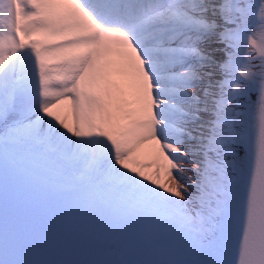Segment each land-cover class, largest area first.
I'll use <instances>...</instances> for the list:
<instances>
[{
    "label": "snow or ice",
    "instance_id": "obj_1",
    "mask_svg": "<svg viewBox=\"0 0 264 264\" xmlns=\"http://www.w3.org/2000/svg\"><path fill=\"white\" fill-rule=\"evenodd\" d=\"M0 264H264V0H0Z\"/></svg>",
    "mask_w": 264,
    "mask_h": 264
},
{
    "label": "rangeland",
    "instance_id": "obj_2",
    "mask_svg": "<svg viewBox=\"0 0 264 264\" xmlns=\"http://www.w3.org/2000/svg\"><path fill=\"white\" fill-rule=\"evenodd\" d=\"M248 2H253L254 3L255 0H248ZM254 97H255V95L252 94V99H255ZM243 102L244 101L242 100L241 103H243ZM61 115H62V117L66 118V120L68 122H72L73 121V114H72L71 108L68 107L67 105H65V106H63L61 108ZM139 159H141L143 161H147V160L151 159V155L148 152H143L142 151L139 154ZM153 169H154V165H149V167L147 169H145V171L148 172V173H151L153 171Z\"/></svg>",
    "mask_w": 264,
    "mask_h": 264
},
{
    "label": "bare ground",
    "instance_id": "obj_3",
    "mask_svg": "<svg viewBox=\"0 0 264 264\" xmlns=\"http://www.w3.org/2000/svg\"><path fill=\"white\" fill-rule=\"evenodd\" d=\"M255 95V94H254ZM255 98V97H254ZM69 123H71V122H69Z\"/></svg>",
    "mask_w": 264,
    "mask_h": 264
}]
</instances>
